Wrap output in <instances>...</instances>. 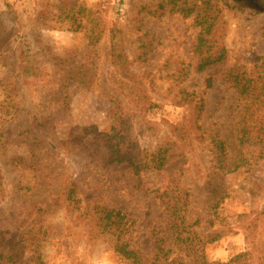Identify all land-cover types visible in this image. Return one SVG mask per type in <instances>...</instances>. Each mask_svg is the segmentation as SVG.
I'll list each match as a JSON object with an SVG mask.
<instances>
[{"label":"rangeland","instance_id":"rangeland-1","mask_svg":"<svg viewBox=\"0 0 264 264\" xmlns=\"http://www.w3.org/2000/svg\"><path fill=\"white\" fill-rule=\"evenodd\" d=\"M113 28L159 106L150 112L120 90ZM210 44L212 52L225 48L226 58L199 72ZM233 68L253 73V97L262 93L264 12L236 0H125L122 10L97 0H0V253L29 264L39 246L45 264H128L116 237L96 227L95 207L106 206L134 220L132 244L150 261L155 228L165 229L182 208L187 220L200 221L193 231L203 245L196 241L179 263L203 254L227 263L250 250L259 264L264 154L244 147L248 162L226 172L209 137L221 134L232 162L239 121L250 135H264V106L246 108L248 96L229 81ZM116 98L127 112L124 162L112 161L101 135L115 125ZM200 98L202 130L193 131L191 146L169 149L170 125L190 126L188 104ZM159 155L166 157L162 168L135 175L133 164Z\"/></svg>","mask_w":264,"mask_h":264},{"label":"trees","instance_id":"trees-1","mask_svg":"<svg viewBox=\"0 0 264 264\" xmlns=\"http://www.w3.org/2000/svg\"><path fill=\"white\" fill-rule=\"evenodd\" d=\"M116 28H113L111 31V38L113 44V55L114 65L120 67L121 71V92L127 97L130 96L131 105L136 106L141 112H150L154 108L159 107L156 102L152 100L149 95V92L144 87L143 79L140 78L139 74H137L133 69L130 68L129 57L124 52L123 46H119L116 41ZM210 31V29H208ZM204 40L199 38L198 48L202 46V42ZM208 42V40H207ZM121 49H120V48ZM215 48L213 44L208 45L207 55L202 56L199 59L197 70L199 72L204 71L205 69L217 65L223 62L226 58V50L225 48L217 47L216 52H212V49ZM247 73L240 70L239 68H233L229 73V81L231 85L236 88L241 95L248 96L246 108L250 109L255 103H260L264 106V87H262V93L258 94L256 98H254L253 90H256V86L254 83V74L252 73L248 78L246 77ZM213 87V78L209 77L207 79V88L210 89ZM122 95V96H123ZM193 102L188 104L192 107L191 118L189 117L190 126L184 123L172 124L170 125V131L172 133V138L175 139L171 142L169 149H173L174 146H191L192 144V133L193 131H201L202 125L199 124L201 119V115L205 109V101L200 98L195 104ZM125 105L123 100L116 98L113 100V112L115 125H113L111 132L101 134L106 142L109 150L111 152L112 161L114 162H124L126 159H129V148L130 144L124 141L125 134L122 132L120 125H123L127 122V112L125 110ZM258 122H262L259 120ZM118 123V124H117ZM250 125H246L245 123L239 121V126L237 127V156L236 159L232 162L229 161V147L227 141L221 136L220 133L215 132L213 134H209L211 138V144L213 145V149L215 152V157L217 160V165L220 169L225 170L226 172H234L238 170L240 167L244 166L248 160L246 156L243 154L244 147L249 146H259V156L263 157L264 154V135H250V131L248 130ZM195 128V130H194ZM264 134V132L262 133ZM138 160V159H137ZM166 162V157L161 155L159 156H151V158L143 157L138 160L137 163L133 164L135 175H140L141 172H144L151 168H162L163 163ZM155 166H152V165ZM217 167V168H218ZM2 185V183L0 182ZM0 185V186H1ZM74 191L72 190L70 193V197L74 196ZM217 205V204H215ZM95 208H100L101 216L98 218L96 223V227L100 232L110 233L116 237V246L115 249L118 254H120L128 264H181L178 262V258L180 255L186 254L187 256H191V253L188 252L194 246L192 244H202V239L199 240V235L193 228L195 225L199 224V220H195L194 222H190L187 220V216L185 211L180 208L178 216L175 221H171L165 229L155 228L154 230V254L152 260L148 261L146 256L138 249L135 248L132 244L133 242V232L135 231V222L132 218L128 216L122 210H117L115 208H110L106 206H96ZM264 215V212L261 213ZM208 222L213 225V220H208ZM250 238V233L247 234V240ZM35 239V238H34ZM214 239V238H213ZM36 240V239H35ZM33 240V242H35ZM199 241V242H198ZM39 246H36V260L30 262L29 264H45V261L42 258L41 253H39ZM176 253V256H172ZM259 264H264V240L262 241V248L260 251ZM16 253H0V263H10L15 264ZM183 257V256H181ZM253 260V252L248 251L245 253H241L235 256L227 263L222 262H211L207 259L205 254L202 256L201 261H191L190 263L194 264H252Z\"/></svg>","mask_w":264,"mask_h":264},{"label":"flooded vegetation","instance_id":"flooded-vegetation-1","mask_svg":"<svg viewBox=\"0 0 264 264\" xmlns=\"http://www.w3.org/2000/svg\"><path fill=\"white\" fill-rule=\"evenodd\" d=\"M239 3L245 4L248 8L256 9L264 12V0H236Z\"/></svg>","mask_w":264,"mask_h":264},{"label":"built area","instance_id":"built-area-1","mask_svg":"<svg viewBox=\"0 0 264 264\" xmlns=\"http://www.w3.org/2000/svg\"><path fill=\"white\" fill-rule=\"evenodd\" d=\"M97 1H99L104 6H116L120 10H122L123 3L125 2V0H97Z\"/></svg>","mask_w":264,"mask_h":264}]
</instances>
